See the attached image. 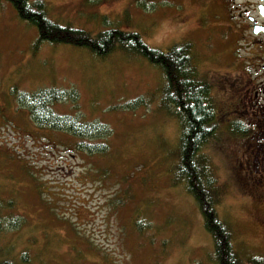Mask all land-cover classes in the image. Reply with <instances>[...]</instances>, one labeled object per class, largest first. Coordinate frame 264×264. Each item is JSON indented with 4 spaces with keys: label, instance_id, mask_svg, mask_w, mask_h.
Masks as SVG:
<instances>
[{
    "label": "rangeland",
    "instance_id": "1",
    "mask_svg": "<svg viewBox=\"0 0 264 264\" xmlns=\"http://www.w3.org/2000/svg\"><path fill=\"white\" fill-rule=\"evenodd\" d=\"M42 1L54 22L93 37L118 29L163 53L191 46L218 124L200 154L217 174L218 214L243 264H264V204L236 181L247 143L223 126L233 103L222 78L230 92L235 47L223 43L222 1ZM37 40L36 28L0 0V262L217 264L197 202L174 183L181 128L162 104L161 70L119 48L100 58ZM47 88L79 93L86 121L110 128L108 154L90 156L73 137L31 121L17 98Z\"/></svg>",
    "mask_w": 264,
    "mask_h": 264
},
{
    "label": "trees",
    "instance_id": "2",
    "mask_svg": "<svg viewBox=\"0 0 264 264\" xmlns=\"http://www.w3.org/2000/svg\"><path fill=\"white\" fill-rule=\"evenodd\" d=\"M13 5L19 18L36 28V47L43 44L86 49L106 58L117 48L146 58L164 76L162 104L180 123L181 136L175 166V184L184 183L195 199L204 220L206 232L214 243L217 264H243L233 242V230L218 214L221 191L211 162L200 154L217 131L213 107L208 103L206 78L193 64L191 46L172 47L167 53L149 47L136 33L118 29L100 32L93 37L84 30L54 22L48 5L42 0H5ZM18 105L27 110L38 127L75 139L76 150L90 156H104L110 149V128L99 122H88L81 112L80 95L74 89H40L20 94ZM69 105L67 112L60 111ZM0 264H14L10 261ZM260 264V263H256Z\"/></svg>",
    "mask_w": 264,
    "mask_h": 264
},
{
    "label": "flooded vegetation",
    "instance_id": "3",
    "mask_svg": "<svg viewBox=\"0 0 264 264\" xmlns=\"http://www.w3.org/2000/svg\"><path fill=\"white\" fill-rule=\"evenodd\" d=\"M221 1L223 43L235 47V84L230 92L222 78L226 85L222 96L233 103L223 126L247 143L236 181L238 187L253 189V198L260 205L264 204V0H231L229 6Z\"/></svg>",
    "mask_w": 264,
    "mask_h": 264
}]
</instances>
